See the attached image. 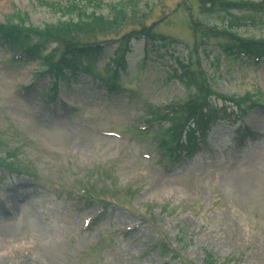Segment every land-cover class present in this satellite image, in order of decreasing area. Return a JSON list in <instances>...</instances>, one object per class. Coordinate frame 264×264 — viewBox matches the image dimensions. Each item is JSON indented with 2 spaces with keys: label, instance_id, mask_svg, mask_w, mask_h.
Masks as SVG:
<instances>
[{
  "label": "rangeland",
  "instance_id": "1",
  "mask_svg": "<svg viewBox=\"0 0 264 264\" xmlns=\"http://www.w3.org/2000/svg\"><path fill=\"white\" fill-rule=\"evenodd\" d=\"M85 1L0 0V23L19 13L27 25H54L68 19L57 4ZM96 1L88 12L104 17L132 3L139 26L154 24L155 34L175 43L134 40L117 92L101 81L104 59L94 74L61 81L54 101L40 63L13 61L0 46V147L14 151L18 164L0 174V264H200L204 250L219 264H264V60L228 58L218 39L191 54L190 17L222 24L203 18L193 0ZM242 18L237 33L264 40V17ZM115 46L108 43L105 55ZM188 59L215 93H249L261 108L214 126L192 158H170L156 125L141 128L148 107L185 98L172 75L176 61ZM238 129L253 136L238 143ZM99 200L107 206L95 219Z\"/></svg>",
  "mask_w": 264,
  "mask_h": 264
},
{
  "label": "trees",
  "instance_id": "2",
  "mask_svg": "<svg viewBox=\"0 0 264 264\" xmlns=\"http://www.w3.org/2000/svg\"><path fill=\"white\" fill-rule=\"evenodd\" d=\"M131 1V0H129ZM196 11L203 18L211 16L220 18L221 27L202 21L190 20V29L194 36V46L189 52L195 53L200 47L211 39L222 41L219 45L226 57L238 58L246 55L255 62L264 58V40L243 37L237 33L235 27L241 25L243 15L246 13L260 14L264 17V6L246 0H193ZM83 4L72 2L65 7L57 6L66 21L55 25H45L42 28L26 26L27 17L15 13L0 23V44L12 54L23 55L25 60L37 61L42 66V74L52 77L55 81L69 80L68 73L73 77L80 66L90 74L94 66L105 57L104 46L110 42L116 47L112 53L111 62L119 69L125 68V57L131 51L132 41L142 37L151 44L160 40L166 42L164 36H157L153 27L140 24L136 18V7L129 4H120L111 7L107 17L101 16L97 10L88 12L90 7L99 8L100 2L87 0ZM95 8V9H96ZM190 11V9H188ZM137 23L138 27L119 35L128 24ZM49 45H55L50 49ZM203 49V48H202ZM179 81L184 85L186 95L162 109L150 110V119L145 124L158 123V130L163 134L160 149L169 155L180 152L191 156L197 149L198 141L205 138L210 128L219 121H230L231 118L244 117L259 102L252 99V95L242 97L235 95L223 96L211 90L205 73L197 63L193 68L190 59L185 64L176 62ZM110 70L107 66L105 72L107 79H103L110 90L117 89L118 71ZM55 90L56 85L53 86ZM52 90V91H53ZM54 98V97H52ZM250 103V104H249ZM168 124L166 129H160V124ZM185 136L182 141V136ZM12 153L4 152L0 147V167L11 168L14 165ZM160 246L163 250L177 255L167 244ZM204 264H218L208 251H205Z\"/></svg>",
  "mask_w": 264,
  "mask_h": 264
}]
</instances>
